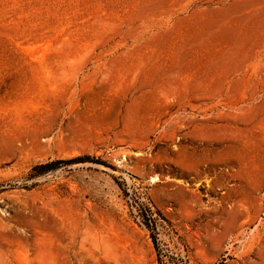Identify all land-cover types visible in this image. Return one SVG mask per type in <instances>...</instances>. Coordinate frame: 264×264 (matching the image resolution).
I'll return each instance as SVG.
<instances>
[{
  "label": "rangeland",
  "instance_id": "obj_1",
  "mask_svg": "<svg viewBox=\"0 0 264 264\" xmlns=\"http://www.w3.org/2000/svg\"><path fill=\"white\" fill-rule=\"evenodd\" d=\"M0 264H264V0H0Z\"/></svg>",
  "mask_w": 264,
  "mask_h": 264
},
{
  "label": "bare ground",
  "instance_id": "obj_2",
  "mask_svg": "<svg viewBox=\"0 0 264 264\" xmlns=\"http://www.w3.org/2000/svg\"><path fill=\"white\" fill-rule=\"evenodd\" d=\"M128 162V161H127ZM186 169H187V172L188 173H197V168H194V167H186ZM186 172V173H187ZM151 184H158V183H161V178L157 175V176H155L153 179H151ZM181 189V188H180ZM165 194H166V196L168 197V198H170L171 196H172V194L170 193V192H168V193H166L165 192ZM198 195L199 194H196V192H194V193H192V194H190L189 195V199H191V200H198ZM171 202V201H170ZM188 223V222H187Z\"/></svg>",
  "mask_w": 264,
  "mask_h": 264
},
{
  "label": "trees",
  "instance_id": "obj_3",
  "mask_svg": "<svg viewBox=\"0 0 264 264\" xmlns=\"http://www.w3.org/2000/svg\"><path fill=\"white\" fill-rule=\"evenodd\" d=\"M55 162L54 163H50V164H47V165H45V166H43L42 168H52V167H54L55 166Z\"/></svg>",
  "mask_w": 264,
  "mask_h": 264
}]
</instances>
